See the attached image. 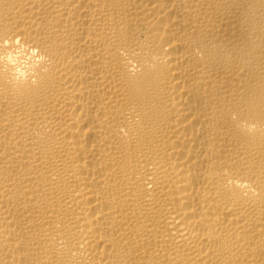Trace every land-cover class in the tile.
Listing matches in <instances>:
<instances>
[{"label": "bare ground", "instance_id": "6f19581e", "mask_svg": "<svg viewBox=\"0 0 264 264\" xmlns=\"http://www.w3.org/2000/svg\"><path fill=\"white\" fill-rule=\"evenodd\" d=\"M0 264H264V0H0Z\"/></svg>", "mask_w": 264, "mask_h": 264}]
</instances>
